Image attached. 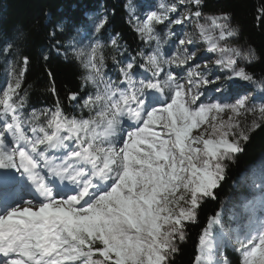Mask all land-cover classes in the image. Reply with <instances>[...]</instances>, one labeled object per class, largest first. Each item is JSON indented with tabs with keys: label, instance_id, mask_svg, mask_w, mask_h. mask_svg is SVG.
I'll return each mask as SVG.
<instances>
[{
	"label": "snow or ice",
	"instance_id": "6c2138e0",
	"mask_svg": "<svg viewBox=\"0 0 264 264\" xmlns=\"http://www.w3.org/2000/svg\"><path fill=\"white\" fill-rule=\"evenodd\" d=\"M204 6L205 0L162 2L137 17L135 31L151 51L138 53L139 60L113 55L115 79L105 71L104 44L81 47L77 31L62 46L56 36L66 28L57 24L52 46L79 63L88 86L83 96H68L80 115L65 113L59 101L26 115L21 92L29 57L8 66L11 82L0 88V264H173L187 225L206 200H216L229 164L264 124V104L250 105L246 96L201 99L202 89L220 85L193 63L200 45L229 80L256 83L239 64L257 58L254 49L231 45L237 29L228 13L205 15ZM186 23L191 34L173 32ZM106 25L98 18L93 32ZM117 36L108 43L119 54ZM12 47L0 55H11ZM258 172L253 185L261 195L240 205L247 223L225 229L217 212L200 236L197 264H227L217 259L213 225L221 226L220 244L234 245L239 264H264V163Z\"/></svg>",
	"mask_w": 264,
	"mask_h": 264
},
{
	"label": "trees",
	"instance_id": "16d2710c",
	"mask_svg": "<svg viewBox=\"0 0 264 264\" xmlns=\"http://www.w3.org/2000/svg\"><path fill=\"white\" fill-rule=\"evenodd\" d=\"M161 1L0 0V49L9 43L13 46L11 55H0V88L5 87L6 82H11L8 66L27 56L30 63L22 79L21 92L26 100L25 114L53 109L59 101L65 113L80 115V109L69 101L68 96L73 92L79 96L84 95V87L88 86H83V69L77 61L70 58V54L69 58H65L62 53H57L49 39L50 33L57 24L65 26L66 32L63 35L57 33L56 36L62 46L68 35H75L77 31L81 47L87 48L99 40L105 45V71L115 79L118 73L113 66V55L119 60L132 57L139 60L138 53L148 51L134 29L127 5L130 3L137 11L147 13L158 10ZM261 9H264V0H205L203 12L205 15L228 13L231 16V24L237 29V35L230 39V43L234 47L254 49L257 57L251 64L239 66L255 79L264 81V15L261 14ZM100 17L107 18V25L102 33L96 34L93 28ZM21 31L25 33V39L17 40ZM114 34H118L117 39L121 45L119 54L108 43ZM141 70L137 69V73ZM236 84L247 85L244 81L234 79L233 85ZM52 88H55V94L51 91ZM244 149L235 162L229 164L227 177L216 190V200H206L198 210L197 221L187 225L186 238L179 243V252L173 257V264L196 263L200 236L208 227L209 219L220 212L227 200L232 198V185L264 155V124L250 133ZM225 256L229 264H239V258L231 250H227Z\"/></svg>",
	"mask_w": 264,
	"mask_h": 264
},
{
	"label": "rangeland",
	"instance_id": "374dc122",
	"mask_svg": "<svg viewBox=\"0 0 264 264\" xmlns=\"http://www.w3.org/2000/svg\"><path fill=\"white\" fill-rule=\"evenodd\" d=\"M168 3L173 4L176 3L177 0H162L160 3ZM181 13H183L184 9L183 6H180ZM159 10V9H158ZM130 17L133 22L134 29L137 25V17H139L141 20L144 18L145 14L144 12H139L135 8H130ZM182 27V31H180ZM173 32H176L178 35H183L184 32H187L191 34L194 31V26L192 24H185L184 26H172ZM176 37L174 36L173 39ZM234 38V37H233ZM232 39V38H230ZM232 45V44H231ZM148 48V52L151 51V47L149 45H146ZM233 46V45H232ZM170 44L167 46V44L164 46L165 53H168ZM191 47V46H189ZM234 47V46H233ZM165 48H168L165 50ZM242 49V48H241ZM175 50L174 48L172 49ZM247 50V49H244ZM215 57L212 56L209 53H206L204 51L203 45H200L199 51H197V58L193 63H199L201 65V71H206L210 78L213 80H216L217 84H224L225 88L220 87L219 91H215L216 85H210L207 89H202L204 92V96L208 95L207 100L212 99L214 96L215 98L224 99L227 102H233V98L238 96H246L248 99V102L250 105H256L259 107L260 105L264 104V91L261 89V82H264L263 80L255 79L256 83L250 84L247 82V85L244 86L242 84H232V80L227 79V76L225 72L220 70L218 67L215 66L213 62H209L210 60L214 61ZM246 62L241 61L240 64H244ZM207 64V69H205L204 65ZM179 73L181 76L185 75V73L181 72L180 69H175L174 74ZM144 75L143 70L137 73V78H142ZM204 96L201 97L203 100ZM258 115V114H257ZM224 119H227V115L224 116ZM243 119V118H241ZM248 121L250 122L253 117L252 115H249L247 117ZM264 163V155L257 161V163L251 167H249L246 172L242 175L241 179H238L233 185V195L230 200H227V202L224 204L221 213V218L224 224L225 229H237L241 228L243 224L247 223V219H244L241 221L239 217L241 216L242 209L240 205L244 203L246 200H252L253 198L259 197L261 195V191L259 188L255 187L253 185V179H256V182H259V166ZM257 169L256 176H253V169ZM247 215V214H244ZM257 217L260 216V210L258 206V211L256 213ZM221 235V226L220 225H213L212 227V236L217 241ZM227 250H231L238 258L239 253H237L234 249V245L232 243H223L219 245L218 247V253H217V259H221L224 261H227V264H229V261L227 260L225 253ZM200 254V253H198ZM197 264V262L195 263Z\"/></svg>",
	"mask_w": 264,
	"mask_h": 264
},
{
	"label": "bare ground",
	"instance_id": "6f19581e",
	"mask_svg": "<svg viewBox=\"0 0 264 264\" xmlns=\"http://www.w3.org/2000/svg\"><path fill=\"white\" fill-rule=\"evenodd\" d=\"M218 85H220V87H222V88H225L224 84H218ZM207 97H208V95L204 96V98H203V100H205V102L208 101V100H207ZM213 98H215V96H214ZM26 198H28V197L26 196ZM217 243H218V245H221V244L219 243V239L217 240Z\"/></svg>",
	"mask_w": 264,
	"mask_h": 264
}]
</instances>
